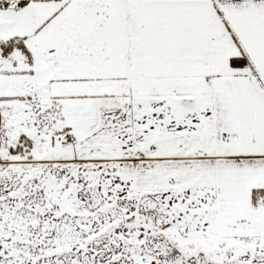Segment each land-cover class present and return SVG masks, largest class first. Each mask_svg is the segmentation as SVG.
I'll list each match as a JSON object with an SVG mask.
<instances>
[{
	"label": "snow or ice",
	"instance_id": "6c2138e0",
	"mask_svg": "<svg viewBox=\"0 0 264 264\" xmlns=\"http://www.w3.org/2000/svg\"><path fill=\"white\" fill-rule=\"evenodd\" d=\"M0 264H264V0H0Z\"/></svg>",
	"mask_w": 264,
	"mask_h": 264
}]
</instances>
